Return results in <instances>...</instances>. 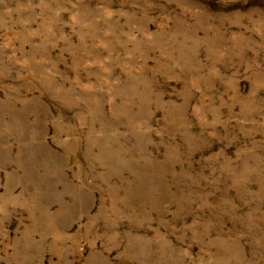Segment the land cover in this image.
Listing matches in <instances>:
<instances>
[{"label":"rangeland","instance_id":"obj_1","mask_svg":"<svg viewBox=\"0 0 264 264\" xmlns=\"http://www.w3.org/2000/svg\"><path fill=\"white\" fill-rule=\"evenodd\" d=\"M0 264H264V0H0Z\"/></svg>","mask_w":264,"mask_h":264}]
</instances>
